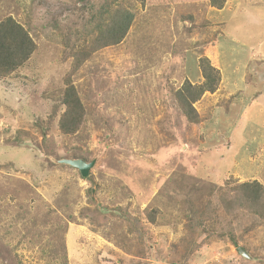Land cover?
<instances>
[{
  "label": "rangeland",
  "instance_id": "rangeland-1",
  "mask_svg": "<svg viewBox=\"0 0 264 264\" xmlns=\"http://www.w3.org/2000/svg\"><path fill=\"white\" fill-rule=\"evenodd\" d=\"M210 1L0 0V22L36 44L0 77V264H264V193L232 191L264 188V69L220 46ZM249 10L226 28L251 26L262 42ZM201 56L224 70L191 122L177 92L205 81ZM71 86L85 117L67 135ZM63 159L95 164L83 178Z\"/></svg>",
  "mask_w": 264,
  "mask_h": 264
},
{
  "label": "trees",
  "instance_id": "trees-1",
  "mask_svg": "<svg viewBox=\"0 0 264 264\" xmlns=\"http://www.w3.org/2000/svg\"><path fill=\"white\" fill-rule=\"evenodd\" d=\"M226 1L211 0L210 6L223 9ZM132 21L133 15L127 14L121 15L112 22L113 42L122 41ZM35 51L36 44L22 25L11 17L0 22V77L11 74L22 67L29 61ZM199 68H201L205 81L202 84L195 85L187 80L177 92V96H180L184 104L185 114L191 122H197L199 119L198 112L193 104L199 101L206 92L214 93L221 82L220 70L211 64L209 58L201 56L199 58ZM64 104L66 111L61 118L60 129L64 134H74L84 122L85 110L73 86L67 88ZM232 191L242 192V195L248 197L251 202L258 203L261 194L264 193V188L258 181H254L238 184Z\"/></svg>",
  "mask_w": 264,
  "mask_h": 264
},
{
  "label": "crops",
  "instance_id": "crops-1",
  "mask_svg": "<svg viewBox=\"0 0 264 264\" xmlns=\"http://www.w3.org/2000/svg\"><path fill=\"white\" fill-rule=\"evenodd\" d=\"M253 1L254 2H250V0H247V1L227 0L223 9H217L215 7H210L211 9L210 13H212L213 15H216L217 22L221 23L218 26V28H220L221 25L225 23L227 24L229 21H231L230 17L232 18L233 15L235 14L237 15V13L238 14L242 13V10L245 11L246 6L250 8L249 12H251L253 15V17H248L245 15L246 17L252 18V19L253 18L259 19L262 21V18H264V12L262 13L264 8L260 6V3H263L264 1L263 0H253ZM256 1H260V2H256ZM236 6H238V9H237V12L236 11L234 12L233 8H235ZM251 9L253 12L251 11ZM224 13H227L226 16H224ZM228 13H231V15H229ZM226 24H225V28L221 30L222 34L218 40V43L220 44V46H222V44H224V42H226V40L229 39L232 43L237 45L236 47L238 48V51L240 50L242 54H244L245 64L240 65V68L246 69L248 66H251V67H254L253 74H256V73L260 74L261 70L264 69V39L262 42L257 40L254 37L255 31L251 26L244 27V26L232 25L233 28L231 26L226 28ZM251 28L253 31L249 30ZM234 32H238V34L240 33L242 34L241 40L237 38V35ZM216 49H217V45H216ZM234 53L235 55H240V53H237V52H234ZM253 61L257 62L258 65L252 66L251 64L253 63ZM218 68L220 69L221 72H223L224 69L221 65ZM200 74L202 73L200 72ZM215 95H217V93Z\"/></svg>",
  "mask_w": 264,
  "mask_h": 264
},
{
  "label": "water",
  "instance_id": "water-1",
  "mask_svg": "<svg viewBox=\"0 0 264 264\" xmlns=\"http://www.w3.org/2000/svg\"><path fill=\"white\" fill-rule=\"evenodd\" d=\"M59 163L63 164V165H68V166H71V167L77 169L80 172L81 176L83 178H86L89 176L90 171L95 164V161L89 163V162L82 160V159H73V160L72 159H63V160H60ZM238 252L242 256H244L245 258L250 257L248 252L243 247H239Z\"/></svg>",
  "mask_w": 264,
  "mask_h": 264
}]
</instances>
